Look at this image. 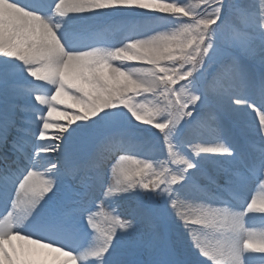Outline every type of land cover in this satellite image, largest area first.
Instances as JSON below:
<instances>
[{"label":"snow or ice","instance_id":"snow-or-ice-1","mask_svg":"<svg viewBox=\"0 0 264 264\" xmlns=\"http://www.w3.org/2000/svg\"><path fill=\"white\" fill-rule=\"evenodd\" d=\"M0 264H264V0H0Z\"/></svg>","mask_w":264,"mask_h":264}]
</instances>
